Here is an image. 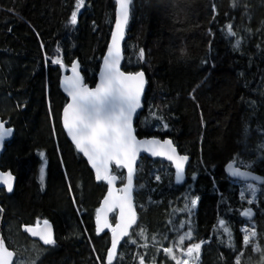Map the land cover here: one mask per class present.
Instances as JSON below:
<instances>
[{"label":"trees","instance_id":"trees-1","mask_svg":"<svg viewBox=\"0 0 264 264\" xmlns=\"http://www.w3.org/2000/svg\"><path fill=\"white\" fill-rule=\"evenodd\" d=\"M85 5L72 26L76 0H0V119L15 130L0 169L16 176L14 192L1 188L0 200L2 233L15 264H106L111 236H98L95 220L108 188L96 182L62 126L68 103L60 86L63 68L51 62L59 56L68 73L78 60L85 84L96 85L117 6L114 0ZM124 58L125 72L143 70L148 77L138 137L169 138L191 162L180 186L171 164L140 158L135 243L126 239L114 264H140V257L144 264H176L200 241L197 264H264V185H256L248 204L250 193L241 201L242 183L226 172L235 159L264 178V0H134ZM113 173L121 188L125 171L113 167ZM194 197L199 200L189 211L185 204ZM248 208L251 217L241 214ZM45 220L55 231L50 247L24 231ZM220 220L232 231L233 248L218 229ZM243 228L257 233L246 247ZM189 230L192 239L180 245Z\"/></svg>","mask_w":264,"mask_h":264},{"label":"snow or ice","instance_id":"snow-or-ice-1","mask_svg":"<svg viewBox=\"0 0 264 264\" xmlns=\"http://www.w3.org/2000/svg\"><path fill=\"white\" fill-rule=\"evenodd\" d=\"M116 4L118 8L115 31L111 35V44L107 48V55L103 58L99 83L95 87H89L85 84L84 78L78 70L79 62H74L71 66V75H66L63 78L64 91L70 98V102L66 104L62 112L63 128L71 137L77 152L82 153L87 158L91 168L94 169L96 180L104 181L109 185L103 206L97 210L96 214L97 233L99 234L106 228L111 231V248L107 253L106 264H113L117 247L123 237H129V241L126 243H135L129 236V228L136 220L132 204V190L134 165L139 152H151L154 156H163L171 161L176 170L177 183L183 181L185 165L189 159L187 155L177 153L171 140L161 144L159 140H138L135 135L133 117L142 106L141 97L144 93L146 79L142 71L130 73L121 70L123 59L121 42L124 40L125 29L130 18L132 0H116ZM85 6V0H76V10L71 13L70 17L72 26L77 24V14L80 8ZM226 28L229 36L235 35L231 24H228ZM239 44L240 41L237 39L235 46L239 47ZM139 56L143 59V50H140ZM51 62L67 71L59 56L52 59ZM49 110L51 111V108ZM164 127L167 128V125L165 124ZM12 132L10 127H5L4 122H0V145L6 138L11 137ZM239 164L241 166L237 167V161L234 159L226 165V170L230 176L238 177L242 181L241 201L245 200V193L247 192L250 193L251 198L247 199L246 202L252 204L258 190L256 185H264V178L242 170L243 168H250V163L245 164L240 161ZM113 165L118 169L127 170V182L121 189L115 188L118 177L113 174ZM44 174L42 167L40 170L41 185L44 182ZM14 181L15 177L11 172H0V184L4 185L8 192L13 191ZM69 190H71L70 186ZM198 200L199 197L192 198L190 202H186L185 207L190 211L191 208L196 207ZM2 212L3 209H0V213ZM113 212L118 213V222L115 226H112L109 221V213ZM241 214L245 217L253 215L250 208L244 209ZM43 224V229L25 227L24 231L31 236L39 237L44 245H55L56 241L51 225L47 220L43 221ZM218 229L227 236V246L233 248V234L229 225L224 220H220ZM241 231L243 232L242 243L246 247L249 245L250 239L257 236V233L254 230L249 232L247 228H243ZM153 239L155 240V237ZM185 239H192L191 230L179 237V244L183 245ZM203 243L204 241L192 243L187 247L184 255L193 261L198 260ZM253 247L255 251L261 250L258 244L253 245ZM164 252L171 255L173 248L167 247ZM14 256L15 252L9 250L4 238L0 236V264H13ZM172 259L176 260V257L172 256ZM140 264H144L143 257H140ZM176 264H189V260H176ZM235 264H240L239 259L236 260Z\"/></svg>","mask_w":264,"mask_h":264},{"label":"water","instance_id":"water-1","mask_svg":"<svg viewBox=\"0 0 264 264\" xmlns=\"http://www.w3.org/2000/svg\"><path fill=\"white\" fill-rule=\"evenodd\" d=\"M114 1H115V3H116V0H114ZM133 1H134V0H132V3H133ZM116 6H117V4H116ZM131 7H132V6H131ZM117 8H118V6H117ZM130 18H131V12H130ZM130 18H129V21H130ZM116 19H117V9H116V18H115V22H116ZM129 21H128V24H129ZM127 28H128V25H127V27H126V29H125L124 40L121 42L122 53H123V59H122V61H121V70H122V71H124V70H123V64H124V59H125V58H124V44H125V39H126ZM114 31H115V23H114V27H113V31H112V33H113ZM110 44H111V38H110L109 45H110ZM109 45H108V46H109ZM107 48H108V47H107ZM106 55H107V50H106L105 56H106ZM105 56H104V57H105ZM75 62H79V61L76 60ZM102 68H103V62H102L101 68H100V72H101ZM78 70H79L81 76L84 78V75H83V73H82V71H81L80 63H79V69H78ZM100 72H99V74H100ZM142 72H144V71L142 70ZM99 74H98V79H97V83H96V85L99 83ZM144 74H145V79H146V85H145V88H144V93H143V95H142V97H141V105H142V106H141V108H139V109L137 110L136 114H135L134 117H133V128L135 129V135H136V137H137L138 140H141V141H145V140H147V141H151V140H159V141L161 142V144H163L164 141L171 140V139L168 138V139H164V140H163V139H158V138H140V137H138V135H137V131H136V127H135V123H136V120H137L139 114L144 110V97H145V94H146V91H147V87H148V77H147V74H146L145 72H144ZM66 75H71V68L69 69L68 73H67L66 70L63 68V74H62L61 83H60L61 91H62L63 94L68 98V102H70V98L67 96V93L64 91V88H63V78H64ZM84 82H85V78H84ZM96 85H95V86H96ZM95 86H94V87H95ZM0 122H4V121H2V119H0ZM4 123H5V127H8V126H7V123H6V122H4ZM62 126H63V125H62ZM11 129L13 130L11 137L6 138V139L4 140V142H3V144L0 145V158H1L2 154H3V152H4V148H5L6 143L9 142V141H11V140L13 139L14 135H15V130H14L13 128H11ZM64 130H65V129H64ZM65 132H66V130H65ZM66 134H67V132H66ZM67 136H68V134H67ZM68 138H69V140H70L71 143H72L71 137L68 136ZM171 142H172V145L176 148L177 153L180 154V152H179V150L177 149V147L175 146L174 142H173L172 140H171ZM72 144H73V143H72ZM73 146L75 147L74 144H73ZM79 154L83 156L82 153H79ZM180 155H181V154H180ZM142 156L147 157V158H149V159H160V160H163V161H165V162H167V163H169V164H171V165L173 166V168H174V173H175V171H176L174 165L172 164V162L169 161V160H167L165 157H163V156H158V155L154 156V155L151 154V152H146V151H141V152H139V154H138V156H137V159H136V161H135V165H134V169H135V171H134V176H133V190H132V204H133V211H134L135 214H136V220H135V222L132 224V226L129 228V236L131 235L132 231H133L134 228L136 227V225H137V223H138V220H139V214H138V210H137V208H136L135 197H134V195H135V187H136V182H137V169H138V164H139L140 158H141ZM83 157H84V156H83ZM188 157H189V156H188ZM84 158H85L86 161H87V158H86V157H84ZM190 162H191V157H189V159H188V161H187V163H186V165H185L184 178H183V181H182V182L177 183V182H176V177H175V175H174V177H175V182H176L177 185H180V186H181V185H183V184L186 182V180H187V169H188V165H189ZM87 163H88V162H87ZM88 164H89V163H88ZM89 166H90V168H91V165H90V164H89ZM236 166H237V165H236ZM113 167H115V165L112 166V171H113ZM237 167H238V166H237ZM115 168H116V167H115ZM117 169H118V168H117ZM91 170L93 171V174H94V177H95V171H94V169L91 168ZM123 170L125 171V184H126V182H127V179H126V178H127V170H126V169H123ZM242 170L249 171V172L253 173L254 175L259 176L257 173H255V172H253V171H251V170H249V169H242ZM0 172H4V171H2V170L0 169ZM7 172H11V171H7ZM7 172H5V173H7ZM226 172H227V170H226ZM11 173H12V172H11ZM113 174H114V173H113ZM227 174H228V172H227ZM12 175L15 177V181H14L13 191H12V192H8L7 189H6V187H5L4 185L0 184V189H1V188H4L5 191H6L8 194H12V193L14 192V190H15V187H16V176H15L13 173H12ZM114 175H115V174H114ZM116 176H117V175H116ZM228 176H229L231 179H233L235 182L242 183V181L240 180V178H238V177H232V176H230L229 174H228ZM117 177H118V176H117ZM95 180H96V178H95ZM96 182H97V183H104V184L107 186V188L109 189V185H108L106 182H104V181H98V180H96ZM118 184H119V177H118V179H117V181H116V183H115V188H116V189H121V188H123V187L125 186V184H124V185L120 188V187L118 186ZM107 194H108V191H107V193H106L104 199L107 197ZM104 199L102 200L99 209L103 206V201H104ZM0 209H2V206H1V200H0ZM114 214H116V222H115V224L118 222V213H117V212L109 213V221H110V223L112 224V226H115V224L112 223V216H113ZM4 217H5V214H4V212H2V218H1V221H0V236H2L3 238H4V235H3L2 231H3V225H4ZM49 224H50L51 227H52V231H53L54 239H55V231H54V227H53V225H52L51 222H49ZM95 226H96V228H97L96 220H95ZM28 228H39V229H43V228H44V224L39 225V226H31V227H28ZM96 232H97V231H96ZM26 233L28 234V236H29L33 241L39 242L42 246H44V247H50V246H51V245H44L43 242L39 240V237L31 236L28 232H26ZM105 233H108V234H110V236H111V231H110V229H107V228L104 229V230H103L102 232H100L99 234L97 233V235H98V236H102V235L105 234ZM128 238H129V237L126 236V237H123V238L121 239L120 244H119L118 247H117V253H116V256H115V258H114V260H113V264H114V263L116 262V260H117L118 252H119V249H120L122 243H123L126 239H128ZM6 246H7V244H6ZM7 247H8V246H7ZM8 248H9V247H8ZM110 248H111V245H110ZM110 248H109V250H110ZM9 250H11V249L9 248ZM11 251H12V250H11ZM15 262H16V254H15L14 258H13V264H15Z\"/></svg>","mask_w":264,"mask_h":264},{"label":"rangeland","instance_id":"rangeland-1","mask_svg":"<svg viewBox=\"0 0 264 264\" xmlns=\"http://www.w3.org/2000/svg\"><path fill=\"white\" fill-rule=\"evenodd\" d=\"M187 257V256H186ZM21 261H18V264H28L24 259H20ZM186 260H189V264H197V260L193 261L187 257Z\"/></svg>","mask_w":264,"mask_h":264},{"label":"flooded vegetation","instance_id":"flooded-vegetation-1","mask_svg":"<svg viewBox=\"0 0 264 264\" xmlns=\"http://www.w3.org/2000/svg\"><path fill=\"white\" fill-rule=\"evenodd\" d=\"M39 226V225H38Z\"/></svg>","mask_w":264,"mask_h":264}]
</instances>
